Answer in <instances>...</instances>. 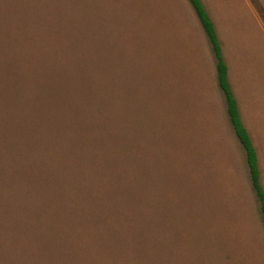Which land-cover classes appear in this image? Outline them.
Segmentation results:
<instances>
[{"label": "rangeland", "instance_id": "obj_1", "mask_svg": "<svg viewBox=\"0 0 264 264\" xmlns=\"http://www.w3.org/2000/svg\"><path fill=\"white\" fill-rule=\"evenodd\" d=\"M201 1L264 190V0ZM0 264H264L187 0H0Z\"/></svg>", "mask_w": 264, "mask_h": 264}, {"label": "trees", "instance_id": "obj_2", "mask_svg": "<svg viewBox=\"0 0 264 264\" xmlns=\"http://www.w3.org/2000/svg\"><path fill=\"white\" fill-rule=\"evenodd\" d=\"M187 1L192 7L210 44L215 59L217 85L223 94L226 113L234 135L245 152L251 187L258 201L261 219L264 224V190L260 184L257 153L250 135L242 123L238 104L228 80V68L223 59L214 24L201 0Z\"/></svg>", "mask_w": 264, "mask_h": 264}]
</instances>
